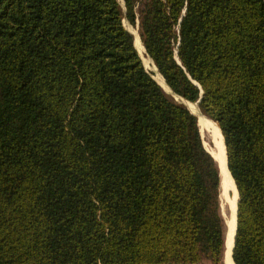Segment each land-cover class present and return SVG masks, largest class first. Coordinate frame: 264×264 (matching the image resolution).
Instances as JSON below:
<instances>
[{
    "label": "trees",
    "instance_id": "1",
    "mask_svg": "<svg viewBox=\"0 0 264 264\" xmlns=\"http://www.w3.org/2000/svg\"><path fill=\"white\" fill-rule=\"evenodd\" d=\"M264 264V0H0V264ZM222 137V139H223Z\"/></svg>",
    "mask_w": 264,
    "mask_h": 264
},
{
    "label": "bare ground",
    "instance_id": "2",
    "mask_svg": "<svg viewBox=\"0 0 264 264\" xmlns=\"http://www.w3.org/2000/svg\"><path fill=\"white\" fill-rule=\"evenodd\" d=\"M140 48L143 49V46H141ZM157 76H158V83L160 82L159 84H161L162 87L166 86L162 77L159 74H157ZM186 104L192 110L198 108L196 103L193 104L191 102H188L187 100H186ZM197 120H198V125L200 128L211 130L213 134L212 137H213V141L215 142L214 143L215 147L214 149H212V151H209V152L213 155L217 165L218 164L220 165L219 170L221 174V188H225V189L227 188L230 192H232V198L230 200V210H231L230 216L225 221V225L229 227V232H228V240H227L226 257L225 259H223V264H234V261L231 256V248H232V240H233V234H234V229H235V224H236V201H237L238 194L234 186L235 184L233 183L234 181L228 171V168L226 167V152H225L226 149H225L224 139H222L223 135H221L216 124H214L210 120L205 119L201 115L198 116Z\"/></svg>",
    "mask_w": 264,
    "mask_h": 264
},
{
    "label": "rangeland",
    "instance_id": "3",
    "mask_svg": "<svg viewBox=\"0 0 264 264\" xmlns=\"http://www.w3.org/2000/svg\"><path fill=\"white\" fill-rule=\"evenodd\" d=\"M123 23L125 25V27L131 32L133 33L134 35V42H135V46H136V49L138 51V53L140 54L141 56V60L143 62V65L145 67V69L152 73L153 77L155 79H157L156 81L158 82V76L157 74L159 73L156 69V67L154 66V63L151 59H149L150 57L146 54L145 52V49H141L140 47L143 46L141 41H140V38H139V34H138V25L136 24L135 26L134 25H131L126 19L123 20ZM150 60V62H149ZM158 72V73H157ZM160 83V82H159ZM161 85V84H160ZM162 86V85H161ZM166 87V88H165ZM165 91V93L171 97L174 101L178 102V103H182V104H186V100H184L183 98H181L180 96L174 94L168 86H163L162 87ZM192 103V102H191ZM195 103V102H194ZM193 103V104H194ZM197 107H198V104H196ZM192 112L196 113L197 114V118L198 116H202L204 117L205 119L207 120H210L209 118H207L206 116H204V114H202V112L200 111L199 107L196 108V109H191L189 106H187ZM196 111V112H195ZM213 122V120L211 121ZM214 123V122H213ZM216 124V123H214ZM217 126V124H216ZM218 127V126H217ZM200 132L202 134V138H203V141H204V144L206 146V148L209 150V151H212V149H214V141H213V137H212V132L211 130H208V129H202L200 128ZM223 141V140H222ZM232 198V192H230L227 188H221L220 186V194H219V208H220V213L223 217V220H224V224H225V220L230 216V200ZM226 226V225H225ZM197 264H213L211 262V260L209 258H202L200 262H198ZM220 264H223V261L220 262Z\"/></svg>",
    "mask_w": 264,
    "mask_h": 264
},
{
    "label": "water",
    "instance_id": "4",
    "mask_svg": "<svg viewBox=\"0 0 264 264\" xmlns=\"http://www.w3.org/2000/svg\"><path fill=\"white\" fill-rule=\"evenodd\" d=\"M129 31V30H128ZM133 34V33H132ZM138 34H139V32H138ZM134 36V35H133ZM139 38H140V35H139ZM138 52V51H137ZM139 54V53H138ZM139 56H140V54H139ZM141 57V56H140ZM151 77L156 81V79L153 77V75H152V73H151ZM157 82V81H156ZM158 83V82H157ZM159 84V83H158ZM160 85V84H159ZM161 86V85H160ZM168 86V85H167ZM162 87V86H161ZM163 89V88H162ZM170 89V88H169ZM164 90V89H163ZM171 90V89H170ZM181 97V96H180ZM181 98H183V97H181ZM184 99V98H183ZM185 100V99H184ZM200 99H198L197 100V102H195L196 104L198 103V101H199ZM183 105H185V104H183ZM186 106V105H185ZM187 107V106H186ZM188 108V107H187ZM189 109V108H188ZM191 112V111H190ZM192 114H194L196 117H197V114L196 113H194V112H191ZM199 129H200V127H199ZM201 133V132H200ZM222 133V132H221ZM201 136H202V134H201ZM203 139V138H202ZM223 139H224V137H223ZM224 144H225V142H224ZM203 145H204V147H205V149L209 152V150L206 148V146H205V144H204V141H203ZM225 149H226V147H225ZM210 153V152H209ZM210 155L213 157V155L210 153ZM214 158V157H213ZM215 160V159H214ZM217 164V163H216ZM217 166H219L218 167V169H220V165L218 164ZM226 167L228 168V158H227V153H226ZM229 170V169H228ZM219 172H220V170H219ZM230 172V171H229ZM233 178V177H232ZM235 183V182H234ZM236 186V185H235ZM237 189V188H236ZM237 202H238V195H237V201H236V224H235V229H234V234H233V240H232V248H231V256H232V253H233V247H234V238H235V234H236V226H237ZM226 221V220H225ZM228 232H229V227L228 226H225V245H224V253H223V259H225V257H226V250H227V240H228ZM232 259H233V257H232ZM234 261V260H233Z\"/></svg>",
    "mask_w": 264,
    "mask_h": 264
}]
</instances>
